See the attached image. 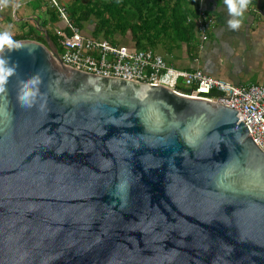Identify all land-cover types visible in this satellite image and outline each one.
Returning <instances> with one entry per match:
<instances>
[{"label": "water", "instance_id": "1", "mask_svg": "<svg viewBox=\"0 0 264 264\" xmlns=\"http://www.w3.org/2000/svg\"><path fill=\"white\" fill-rule=\"evenodd\" d=\"M41 33L7 53L0 264H264V152L236 111L74 69Z\"/></svg>", "mask_w": 264, "mask_h": 264}, {"label": "built area", "instance_id": "2", "mask_svg": "<svg viewBox=\"0 0 264 264\" xmlns=\"http://www.w3.org/2000/svg\"><path fill=\"white\" fill-rule=\"evenodd\" d=\"M62 21L55 27L57 55L60 61L74 69L96 75L129 79L164 85L174 92L215 101L236 111L256 146L264 152V82L260 84H231L219 77L207 75L199 68L177 69L149 48H129L114 44L104 37H92L71 23L66 7L58 0H47ZM194 19L199 45L206 39V29L213 23L199 5ZM178 79L186 88H181ZM184 89H187L184 90Z\"/></svg>", "mask_w": 264, "mask_h": 264}, {"label": "crops", "instance_id": "3", "mask_svg": "<svg viewBox=\"0 0 264 264\" xmlns=\"http://www.w3.org/2000/svg\"><path fill=\"white\" fill-rule=\"evenodd\" d=\"M86 1L72 2L84 8ZM18 2L19 8L9 5L0 11V30L7 29L15 37L22 35L25 39L40 42H44L41 30H45L47 36L48 33L54 36L53 29L58 26V22L50 23L48 15L45 14L46 6H50L47 0ZM199 5L213 20L206 39L199 45L194 24L193 34L186 42L176 41L172 36L161 37L154 52L158 51L155 53L159 54L166 64L177 69L199 68L207 75L223 78L231 84L248 85L264 82V0L252 2L245 13L241 28L235 31L228 27L229 15L223 0H200ZM59 21L63 25L60 19ZM82 25L80 31L85 34L92 32L94 28L90 20L83 22ZM108 41L135 48L128 31L123 35L115 33L113 41Z\"/></svg>", "mask_w": 264, "mask_h": 264}, {"label": "trees", "instance_id": "4", "mask_svg": "<svg viewBox=\"0 0 264 264\" xmlns=\"http://www.w3.org/2000/svg\"><path fill=\"white\" fill-rule=\"evenodd\" d=\"M197 4V0H87L84 8L73 3L67 10L70 20L79 28L90 20L94 25L92 32L110 41L115 33L123 35L128 31L136 49L154 50L161 37L172 36L184 42L190 38ZM209 28L205 31L206 37ZM196 35L198 38L197 31ZM48 37L57 49L55 37L49 33ZM13 38L25 39L22 35Z\"/></svg>", "mask_w": 264, "mask_h": 264}, {"label": "clouds", "instance_id": "5", "mask_svg": "<svg viewBox=\"0 0 264 264\" xmlns=\"http://www.w3.org/2000/svg\"><path fill=\"white\" fill-rule=\"evenodd\" d=\"M228 10L229 19L227 21L228 27L231 30H239L242 26L243 19L252 0H223ZM12 5L14 8H19L18 0H0V11ZM25 46L13 38L11 31L5 29L0 30V95L7 94V85L10 79L17 76V65L10 63V57L7 53L21 50ZM34 51V49H33ZM31 55L32 53L29 52ZM43 80L39 73H34L27 79L19 81V88L17 91V102L21 107L30 108L34 106L37 98L41 95L40 85Z\"/></svg>", "mask_w": 264, "mask_h": 264}, {"label": "rangeland", "instance_id": "6", "mask_svg": "<svg viewBox=\"0 0 264 264\" xmlns=\"http://www.w3.org/2000/svg\"><path fill=\"white\" fill-rule=\"evenodd\" d=\"M61 1V3H63L65 6H67L68 7V10H69V8L72 6V4H73V0H60ZM78 5H80V4H78ZM47 8H46V10L47 11H45V14H47L48 15V19H49V21H50V23H57L58 22V26L57 27H62V25L60 24V21H59V17H58V15H57V13H56V10L53 8V7H50V6H46ZM67 7H66V9H67ZM71 23H74L72 20H71ZM87 26V25H86ZM86 26H85V28H86ZM31 29H33V28H31ZM49 29V28H48ZM87 29V28H86ZM35 34L36 35H39L37 32H35ZM88 34H91L90 36H92V37H102V36H99L100 34L99 33H97L96 31H93V32H89ZM108 40L110 39V38H108V37H106ZM152 50V49H151ZM152 51H154V50H152ZM156 52V51H155ZM156 53H158V51L156 52ZM177 83L179 84V86L181 87V88H186V85H184V84H181L180 83V80L178 79V81H177Z\"/></svg>", "mask_w": 264, "mask_h": 264}]
</instances>
